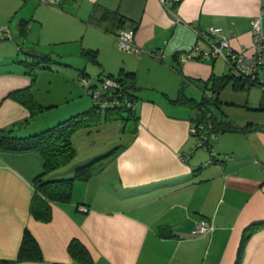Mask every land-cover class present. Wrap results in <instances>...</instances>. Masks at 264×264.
Segmentation results:
<instances>
[{
    "label": "crops",
    "instance_id": "crops-1",
    "mask_svg": "<svg viewBox=\"0 0 264 264\" xmlns=\"http://www.w3.org/2000/svg\"><path fill=\"white\" fill-rule=\"evenodd\" d=\"M259 13L264 0H0V130L24 137L87 109L92 101L77 83L80 72L134 73L139 116L134 135L115 122L127 138L118 143L124 149L88 179L75 181L69 201L51 203L48 221L29 211L42 156L0 149V259H15L27 228L43 259L11 264L70 263L72 238L86 246L92 264H264V88H237L230 80L216 105L210 79L229 73L228 65L181 57L194 44L206 48L195 32L210 26L222 28L232 49L250 51L249 21ZM261 24L264 31V17ZM121 29H133L140 54L118 47ZM19 47L53 58L49 69L36 70L33 82L19 63ZM83 49L96 50L98 62L84 58ZM156 51L161 58L151 55ZM56 56L64 68L51 65ZM58 72L64 86L71 80L69 90L60 88L62 102L54 99ZM28 86L44 107L38 113L7 97ZM188 89L201 97L187 95ZM180 92L204 99L205 107L236 128L199 139L190 133L196 110L171 101ZM81 131L73 137L76 150V136L89 133ZM103 152L92 150L84 161L73 158L48 177L70 176ZM199 222L204 233L196 231ZM256 223L261 224L248 232Z\"/></svg>",
    "mask_w": 264,
    "mask_h": 264
},
{
    "label": "trees",
    "instance_id": "trees-1",
    "mask_svg": "<svg viewBox=\"0 0 264 264\" xmlns=\"http://www.w3.org/2000/svg\"><path fill=\"white\" fill-rule=\"evenodd\" d=\"M60 1V0H59ZM46 4V5H57ZM117 34V33H116ZM118 44V42H117ZM119 47V46H118ZM19 63L26 67V73L31 76L32 82L35 80L36 70L49 69V64L53 61L47 53L38 50H22ZM82 56L89 61L98 62L97 51L92 49H83ZM84 72L78 74V79L82 84V79L88 80L87 86L84 85L87 94L90 96L92 104L85 110L74 113L52 126H49L39 132L29 134L24 137L12 135V129L0 130V149L10 152L36 151L43 158V169L32 179L33 194L29 204L30 214L39 221H48L51 218V203L67 202L72 196V187L75 181L88 179L100 166L105 159L117 155L124 149V144H118L107 152L94 157L82 164L77 165L72 175L66 177L50 178L48 174L66 164H68L76 155V148L73 143L74 134L82 129L98 131L102 124L119 122L122 129L133 135L136 133L139 116L136 113V97L134 95V78L132 72L120 70L116 74H104L96 76L98 82H93L86 78ZM107 78L116 81L117 86H112L101 93L102 98L93 96V89L99 88L101 82ZM232 80L236 87L254 85L247 78L236 76L231 72L222 75H213L210 79V90L212 92L211 100L214 104L219 103V92ZM83 85V84H82ZM7 97L13 98L26 105L32 113H38L43 110L33 97L30 87L18 89L7 94ZM174 103L189 104L196 110L194 116L195 134L200 138L202 130L207 135L216 132L233 130L236 127L228 120H224L221 115L208 107H205L204 99L196 100L193 97H187L180 92ZM190 127V128H191ZM253 129L260 126L253 125ZM191 133V132H190ZM207 145V142L203 145ZM261 223L252 224L248 232L252 231ZM246 237L243 238L241 247ZM67 251L72 259L70 263L53 262L51 264H92V257L86 246L77 238H72L67 245ZM43 259L41 249L31 234L25 228L23 230L20 244L15 259H0V264H11L21 261H41Z\"/></svg>",
    "mask_w": 264,
    "mask_h": 264
},
{
    "label": "built area",
    "instance_id": "built-area-1",
    "mask_svg": "<svg viewBox=\"0 0 264 264\" xmlns=\"http://www.w3.org/2000/svg\"><path fill=\"white\" fill-rule=\"evenodd\" d=\"M164 3L165 0H160ZM178 1V0H173ZM41 4H56L59 0H37ZM264 13H259L251 17L250 33L252 37L251 50L248 51L245 47L232 49L229 45V37L224 33L222 28L210 26L204 31H196V35L202 38L206 43V48H201L194 44L187 49L182 50L181 57L183 60L199 59V58H217L221 57L228 65L230 72L236 76L247 78L254 85L264 88V31H262L261 19ZM3 27L0 26V38L2 37ZM133 29H121L117 34V42L120 49L132 51L140 54L142 48L134 42ZM155 58H161L160 51L152 52ZM88 80L82 79V84H88ZM112 86H117V83L112 78H107L101 82L99 88L93 89V96L102 98L101 93L104 89ZM194 127L190 128L191 133H195ZM201 138H206L208 135L205 130L200 131ZM213 136L214 134H209ZM228 157V156H226ZM85 209V208H83ZM206 226L203 222H199L196 231L204 233Z\"/></svg>",
    "mask_w": 264,
    "mask_h": 264
},
{
    "label": "rangeland",
    "instance_id": "rangeland-1",
    "mask_svg": "<svg viewBox=\"0 0 264 264\" xmlns=\"http://www.w3.org/2000/svg\"><path fill=\"white\" fill-rule=\"evenodd\" d=\"M57 57L58 56H56V58H54L56 60V62H53L51 65L53 67L64 68L66 62L65 61L58 62L57 59L59 57L58 58ZM217 62H218V65L224 64V61H223V59L221 57H217ZM51 69L54 70L55 68H51ZM44 72H48L49 73V72H54V71L45 70ZM40 78H41V82L43 84L48 81V79H47V77L45 75L41 76ZM78 78L79 77L77 76V78H76L77 79V83L79 84V87L82 88V90L85 93L86 89H85L84 85H82L80 83ZM86 78L90 79L93 82H98L96 80V75L95 74H89L88 76H86ZM55 80H56V86L55 87L58 90L57 91L58 95L54 96V99H57L56 101L62 102L64 93L60 92V90H61L60 88H61L62 85L64 86L65 80L62 79V77L60 76L59 72H58V76H57V78ZM70 81L71 80H67V82H70ZM67 82H66V85L64 86V88H67L69 90V88H71V85L69 83H67ZM202 88H203V86H202ZM189 91L190 90L188 89V91L186 92L187 95L193 96L196 99H199L201 97V93L200 94L197 93L196 90L194 92H191V91L189 92ZM86 94H87V92H86ZM206 95H208V94H206ZM208 96H210V95H208ZM101 127H102L101 130H98V131L93 130V131H90L88 134L83 133L85 135L81 136V137L76 136L75 144H76L77 150H76V155H75V157L73 159L74 161H76L77 159H81L82 161H84V158L86 157V155H88V153H90V151H92V150H97L99 152H101V151H105L106 152L109 149H111L113 146H115L116 144L125 142L127 140V138H126V136L124 134L119 133L116 123L102 124ZM78 132H81L79 134H82L81 130L78 131ZM74 135H76V133ZM92 142H93V145H90ZM105 152H103V153H105ZM101 154H99V155H101ZM99 155H97V156H99ZM74 161H72V162H74ZM58 177H65V176H58Z\"/></svg>",
    "mask_w": 264,
    "mask_h": 264
}]
</instances>
